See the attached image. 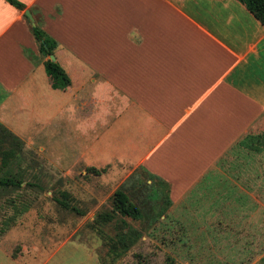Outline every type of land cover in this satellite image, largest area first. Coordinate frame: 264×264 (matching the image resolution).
<instances>
[{
  "label": "crops",
  "instance_id": "obj_1",
  "mask_svg": "<svg viewBox=\"0 0 264 264\" xmlns=\"http://www.w3.org/2000/svg\"><path fill=\"white\" fill-rule=\"evenodd\" d=\"M19 1L23 10L0 0L1 171L23 150L65 182L90 178L105 191L139 167L167 184L174 207L264 115V27L238 0ZM35 25L66 87L51 86ZM67 199L79 206L56 199L45 243H3L21 220L41 225L28 210L2 230L0 264H48L57 235L56 262L84 251L97 264L80 231L103 199Z\"/></svg>",
  "mask_w": 264,
  "mask_h": 264
},
{
  "label": "rangeland",
  "instance_id": "obj_2",
  "mask_svg": "<svg viewBox=\"0 0 264 264\" xmlns=\"http://www.w3.org/2000/svg\"><path fill=\"white\" fill-rule=\"evenodd\" d=\"M263 133L264 115L227 151L216 171L174 207L167 185L142 168H136L118 189L115 185L104 191L90 178L65 182L39 155L22 150L9 157L0 172L22 180L19 186H0V232L15 225L26 210L44 220L38 226L37 219L21 220L17 234L3 243L11 249L18 241L45 243L46 236L39 233L46 217L62 207L56 199L79 206L67 198H102L80 231L97 264H264V167L259 168L264 156L251 150L246 139ZM58 150L54 146L50 152L58 155ZM253 163L256 179L242 173ZM117 190L139 209L137 218L116 208ZM53 238L50 252L57 251V258L48 264H96L93 257L86 260L84 251L56 262L64 250L59 235Z\"/></svg>",
  "mask_w": 264,
  "mask_h": 264
},
{
  "label": "trees",
  "instance_id": "obj_3",
  "mask_svg": "<svg viewBox=\"0 0 264 264\" xmlns=\"http://www.w3.org/2000/svg\"><path fill=\"white\" fill-rule=\"evenodd\" d=\"M6 1L12 4L13 6H15L19 10H23L25 8V4L19 0H6ZM238 1L242 2L246 6V8L253 14V16L257 18L259 22L261 23V25L264 27V0H238ZM32 29H33V34L35 38L39 42L40 50L44 56L43 64H44L46 74L48 75V78L50 80L51 86L54 88L66 87L67 85L70 84L69 76L66 74L64 69L59 65V63L56 60H51L49 58V55L53 53L52 49L47 43V41L45 40L43 33L38 28V26L36 25L32 26ZM246 139H247L249 148L251 150H254V152L259 153L260 155L264 156V152H262V150H264V133L258 134V135L249 134V135H246ZM254 166L257 167V165L256 164L254 165L253 163V166L251 165L248 166L246 169L242 171V173L245 176H250L251 178L255 177L256 179V175H255L256 169H254ZM263 167H264V158H263V163L260 164L259 168H263ZM85 171L91 172L94 174H99L101 172L100 170L94 167H86ZM251 178L249 179L251 180ZM21 183H22V180L20 179L8 177V176H0V186H3V187L7 185L19 186ZM115 195L117 197L115 198L116 199L115 205H116V208L119 209L121 213L130 215L135 218L139 216L140 214L139 209L129 202L128 198L125 197V194L122 191L117 190L115 192ZM167 196H168V193H167Z\"/></svg>",
  "mask_w": 264,
  "mask_h": 264
},
{
  "label": "water",
  "instance_id": "obj_4",
  "mask_svg": "<svg viewBox=\"0 0 264 264\" xmlns=\"http://www.w3.org/2000/svg\"><path fill=\"white\" fill-rule=\"evenodd\" d=\"M24 13L28 17V19L30 20L31 24L34 25V18H33L32 14H31V12L28 9H25ZM49 58L51 60H55L52 54L49 55Z\"/></svg>",
  "mask_w": 264,
  "mask_h": 264
}]
</instances>
